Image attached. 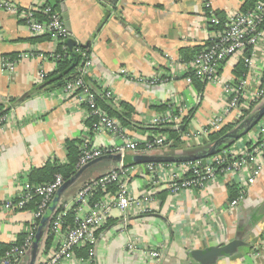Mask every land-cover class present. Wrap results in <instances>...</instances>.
Segmentation results:
<instances>
[{
	"label": "crops",
	"instance_id": "obj_1",
	"mask_svg": "<svg viewBox=\"0 0 264 264\" xmlns=\"http://www.w3.org/2000/svg\"><path fill=\"white\" fill-rule=\"evenodd\" d=\"M9 1L26 8L42 0ZM245 1L210 0L213 11L220 13L223 20L240 10ZM56 12L71 38L88 47L92 66L87 82L90 80L100 89L110 88L115 100L109 101L114 107L119 108L121 101L133 107L129 124L122 126L129 137L139 141L151 135L168 138L167 133L155 132L154 126L148 125L152 116L165 110L160 106L177 109L178 104L182 117L190 114L179 127V141L168 139L167 145L145 155L200 154L207 141L202 129L222 105L219 85L199 86L193 80L187 81V61L180 52L196 46L200 49L209 40L213 27L208 23L202 0H60ZM41 36L32 34L24 21L0 9V57L17 60L14 72L0 69V105L8 109L0 121V243L3 244L16 243L33 221L31 209L1 207L28 180L30 170L48 160L66 163V140H75L79 147L87 143L99 148L120 142L109 131L90 130L86 109L68 100L60 87L44 84L45 76L55 70L52 56L57 45ZM121 69L145 77L158 74L164 79L155 85L136 82L124 77ZM235 73L236 63L231 59L219 76L223 81L235 78ZM231 119L233 116L229 121L237 122ZM162 128L177 131L172 126ZM193 133L198 135L193 137ZM136 154L143 153L126 155ZM124 163L132 166L126 182L129 192L135 196L151 195L154 199L151 210L145 214L122 212L112 204L114 186L94 194L93 200L103 197L113 206L96 232L90 264H201L192 258L191 250L223 245L235 238L243 245L208 264H264V166L238 206L227 210L230 187L234 184L237 193L242 189L237 174L218 172L216 183L210 182L205 189L192 187L173 194L164 180L146 172L147 162ZM116 164L112 159H104L84 170L61 194L53 215L60 209L74 211L80 188ZM51 219L35 264H45L55 247L57 238L49 230ZM49 234L52 240L47 247ZM129 240H136L135 250L127 249ZM151 248L160 252L157 261L146 252ZM81 250L85 249H77L74 257L60 264H88V254H80Z\"/></svg>",
	"mask_w": 264,
	"mask_h": 264
},
{
	"label": "built area",
	"instance_id": "obj_2",
	"mask_svg": "<svg viewBox=\"0 0 264 264\" xmlns=\"http://www.w3.org/2000/svg\"><path fill=\"white\" fill-rule=\"evenodd\" d=\"M44 3L45 0H42L35 5L20 8L12 1L0 0V9L24 21L32 34H48L56 44L66 42L71 38L69 29L56 11L51 10L49 6L41 8ZM202 3L208 23L213 29L209 40L185 63V72L192 74L202 84L219 85L221 88V108L208 118L202 129L204 134H208L230 122L231 116L234 117L231 121H238L255 112L264 103V0H256L249 8L237 10L226 20H221L213 11L210 0H202ZM40 9L50 13L48 20L37 18L36 12ZM76 52L82 57L81 66L77 75L60 87L61 91L68 100L86 109L89 117L95 118L93 131H109L120 140L114 145L101 148L82 143L76 168L102 155L118 153L123 158L130 152L149 153L155 148L167 145L169 140L163 135H151L143 141L129 137L117 119L109 117L96 105L97 91L86 80L92 66L90 55L78 48ZM231 59L236 65L242 64L245 71L235 75V78L222 81L219 76L221 69ZM16 62V59L8 56L0 57V69L12 73ZM121 73L130 80L149 85H155L164 79L158 74L145 77L125 69H121ZM186 79L189 83L192 82L191 76L187 75ZM100 96L110 101L115 100L113 91L108 87L101 88ZM178 106L177 104V109L166 108L152 116L148 125L172 126L179 129L183 117ZM3 119L4 117L0 116V121ZM197 135L192 134L193 137ZM144 165L146 172L153 174L155 179L164 180L173 194L192 187L205 189L210 182L216 183L218 172L224 175L237 174L236 178L242 183V189L227 204V210L235 209L246 196L248 187L254 184L256 177L263 170L264 114L242 137L211 156L181 162H147ZM131 169L132 166H126L121 160L107 173L85 183L77 193L71 225L65 221L67 211L64 209L58 210L52 216L49 230L57 241L45 264H60L62 260L74 257V251L79 248L86 250V261L90 264L97 239L96 232L104 225L113 205L122 212L131 211L136 214H145L151 210L150 203L154 200L151 195L135 196L128 190L126 182ZM244 171L248 173L244 174ZM63 182L59 174H55L53 179L46 183L36 184L25 180L13 198L1 204L4 210H20L37 198L33 221L26 230L23 241L20 244H12L6 250L0 256V264H21L25 260L39 221ZM110 186L116 189L112 206L103 197L93 200L94 194L106 192ZM137 247L136 240H129L127 243L129 250H135ZM146 252L152 260L157 261L160 258V252L156 248ZM255 254L258 255L259 251Z\"/></svg>",
	"mask_w": 264,
	"mask_h": 264
},
{
	"label": "trees",
	"instance_id": "obj_3",
	"mask_svg": "<svg viewBox=\"0 0 264 264\" xmlns=\"http://www.w3.org/2000/svg\"><path fill=\"white\" fill-rule=\"evenodd\" d=\"M256 0H246L243 5L241 6L242 10H246ZM60 0H46L45 3L41 6L43 9L46 6H49L51 10L57 11L58 8V3ZM219 15V18L223 20L221 17L220 13H216ZM36 16L39 20H48L50 18V13H46L43 10H39L36 12ZM41 37L50 39L48 34H44ZM56 49L53 53V59L55 61V70L48 75L45 76L44 84L45 85H53L55 87H61L66 81L72 79L75 77L78 73V69L81 66V61L82 57L79 53L76 52V49H80L83 51H86L88 53V47L83 46L81 44H75L71 48H69L66 44V42H59L56 44ZM64 46V47H63ZM199 48L193 47V49L190 48H185V49H180V52L182 54V57L185 61H189L192 56L193 52L196 53V51ZM245 71V68L242 64H237L236 65V73L235 75L238 76L239 74L243 73ZM191 76L192 80L194 82H197V84L200 86L202 85L198 80L190 73H186L185 76ZM197 80V81H196ZM88 84L97 91V96H96V105L101 108L109 117L115 118L119 121L121 126H125L129 124V118L131 114L133 113L134 109L133 107L125 102L121 101L119 103V108L114 107L109 100L101 97V89L95 85H93L90 80L88 81ZM262 85L264 87V68H263V77H262ZM161 109H166L167 106L163 105L160 106ZM8 109H3V106L0 105V116L3 115ZM190 114L188 116L183 117L182 122L185 124L186 121L188 120ZM251 117V114L249 116H245L241 118L237 122H228L226 123L222 128H220L217 131H212L207 134V141L204 142L202 150L207 149L211 144H213L216 141H219L222 136L225 134H237L241 132L248 124L249 119ZM95 122L94 117H89L87 120V125L89 129H92V124ZM153 130L155 132H163L168 134V139H174L176 141H179L178 134L180 129H175L172 128H162V126H154ZM234 141L231 139H224L222 142H220V145L217 147V152L227 148L229 145H231ZM79 145L75 140H66L65 141V151H66V157H67V162L66 163H60L57 162L56 160H48L45 162V164L41 167L38 168H33L30 170L28 173V180L31 183H46L49 182L53 179L55 174L61 175L63 180H68L71 177L74 176V174L77 171L76 168V162L77 158L80 154V149ZM127 163V162H126ZM126 165V164H125ZM230 198H234L237 195V190L235 189V185L230 187ZM36 201L37 198H35L33 201H30L27 203L23 209H31L35 210L36 208ZM73 216H74V211H69L66 214L65 221L69 225L73 222ZM24 239V234L20 235L18 238V241L16 242L17 244H20ZM52 240V235L49 234L47 240H46V246L49 247L50 242ZM12 246V244H3L0 243V256L4 254V252L9 249ZM83 255H86L85 250H81V253Z\"/></svg>",
	"mask_w": 264,
	"mask_h": 264
},
{
	"label": "water",
	"instance_id": "obj_4",
	"mask_svg": "<svg viewBox=\"0 0 264 264\" xmlns=\"http://www.w3.org/2000/svg\"><path fill=\"white\" fill-rule=\"evenodd\" d=\"M66 44L69 48H71L73 45L76 44L75 40L72 38L68 39L66 41ZM264 114V103L261 104L255 112L251 114V117L249 119V122L247 126L239 133L237 134H225L221 137L219 141L214 142L211 144L207 149L202 150L200 154L187 156V157H154L150 155L143 154H136L134 156L125 155L123 158L120 156V154H106L99 156L89 162H87L85 165L81 166L77 169L76 173L73 177H71L68 180H65L62 185L57 189L55 196L53 197L50 205L45 211V214L40 219L38 227L35 232L34 239L31 243V246L27 252L26 258L24 263L25 264H35L36 262V255L37 250L42 242L43 236L45 234L47 225L49 223L50 218L52 217L57 204L59 202L61 194L64 192V190L69 187L81 174L84 170H86L88 167L96 164L97 162L104 160V159H112L116 163L119 161H127L130 160L132 163H146V162H181V161H187V160H195L200 158H205L208 156H211L217 152V147L220 145V142H222L224 139H231L232 141H235L242 137L247 131H249L263 116ZM117 165V164H116ZM264 207V203H263ZM243 245V242L239 240L238 238L232 239L230 242H227L223 245L218 246H210L203 250L200 249H194L190 251V254L192 258L196 261H198L201 264H208L210 262H214L218 257H222L228 254L233 253L237 247Z\"/></svg>",
	"mask_w": 264,
	"mask_h": 264
},
{
	"label": "bare ground",
	"instance_id": "obj_5",
	"mask_svg": "<svg viewBox=\"0 0 264 264\" xmlns=\"http://www.w3.org/2000/svg\"><path fill=\"white\" fill-rule=\"evenodd\" d=\"M75 203V202H74Z\"/></svg>",
	"mask_w": 264,
	"mask_h": 264
}]
</instances>
